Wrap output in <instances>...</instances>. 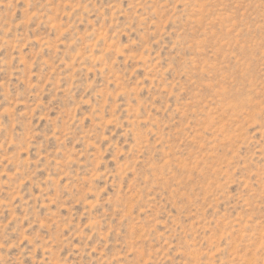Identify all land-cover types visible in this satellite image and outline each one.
<instances>
[{
  "label": "rangeland",
  "instance_id": "rangeland-1",
  "mask_svg": "<svg viewBox=\"0 0 264 264\" xmlns=\"http://www.w3.org/2000/svg\"><path fill=\"white\" fill-rule=\"evenodd\" d=\"M0 264H264V0H0Z\"/></svg>",
  "mask_w": 264,
  "mask_h": 264
}]
</instances>
